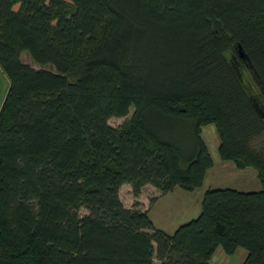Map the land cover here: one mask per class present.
I'll return each instance as SVG.
<instances>
[{"label": "trees", "instance_id": "trees-1", "mask_svg": "<svg viewBox=\"0 0 264 264\" xmlns=\"http://www.w3.org/2000/svg\"><path fill=\"white\" fill-rule=\"evenodd\" d=\"M0 65V264H264V0H0ZM211 123L260 190L210 188L173 233L124 205L200 188Z\"/></svg>", "mask_w": 264, "mask_h": 264}, {"label": "rangeland", "instance_id": "rangeland-1", "mask_svg": "<svg viewBox=\"0 0 264 264\" xmlns=\"http://www.w3.org/2000/svg\"><path fill=\"white\" fill-rule=\"evenodd\" d=\"M25 63H29L36 68H42L41 64L35 62L27 51L21 55ZM54 69L53 65L45 66ZM10 86V80L0 65V109L5 100V96ZM134 107L131 108L130 114L125 117H113L110 123L113 126H121L131 118ZM202 136L209 148L213 158V166L208 170L204 184L196 189L195 194L191 197L189 191L176 187L177 190L169 192L163 196H157L159 190L147 185L142 189V193L136 197L133 194L130 184H124L120 189V198L126 207H134L135 203L138 208L149 210L150 217L154 221L156 227L173 233L181 224L199 216L202 207L204 193L210 188H236L242 191H256L262 188L258 178L257 170L253 167L238 168L233 161H226L220 157V135L216 125L211 123L202 127ZM254 145L264 150V134L255 140ZM153 199V202H152ZM155 200V201H154ZM86 209H81V213H85ZM247 255L244 248L238 249L235 254H227L224 249L219 246L214 253L211 262L213 264H242ZM158 263V261H156Z\"/></svg>", "mask_w": 264, "mask_h": 264}, {"label": "crops", "instance_id": "crops-1", "mask_svg": "<svg viewBox=\"0 0 264 264\" xmlns=\"http://www.w3.org/2000/svg\"><path fill=\"white\" fill-rule=\"evenodd\" d=\"M211 169V168H210ZM209 170V169H208ZM208 172V171H207ZM207 175V174H206ZM148 185H150V184H148ZM147 186V185H146ZM156 188V187H155ZM157 189V188H156ZM177 190V188H175L173 191H170V192H174V191H176ZM157 191H158V189H157ZM195 192H196V189L195 190H193V191H189V193L190 194H183L182 192H180V195H189V197H191L193 194H195ZM169 193V192H168ZM168 193H166V194H168ZM166 194H163V195H166ZM163 195H161L160 194V192H159V194L157 195V196H163ZM164 230V229H163ZM166 231V230H165ZM156 264H158V263H156Z\"/></svg>", "mask_w": 264, "mask_h": 264}]
</instances>
